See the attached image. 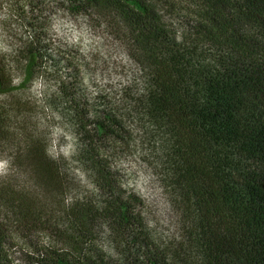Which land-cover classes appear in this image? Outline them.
<instances>
[{"label":"trees","instance_id":"obj_1","mask_svg":"<svg viewBox=\"0 0 264 264\" xmlns=\"http://www.w3.org/2000/svg\"><path fill=\"white\" fill-rule=\"evenodd\" d=\"M0 4L18 30L9 34L12 50L0 52V152L24 178L0 182V264H14L16 248L27 264H172L145 231L141 200L108 159L122 139L121 121L97 115L79 72L52 47L47 0ZM58 6L107 28L137 68L144 113L165 136L163 182L199 264H264V0ZM164 16L180 19V32ZM39 79L53 84L44 103L72 134L68 161L51 156L30 107L13 97ZM68 166L92 196L65 202ZM37 234L64 248L32 241ZM100 234L114 256L98 246ZM17 241H27L30 252Z\"/></svg>","mask_w":264,"mask_h":264},{"label":"rangeland","instance_id":"obj_2","mask_svg":"<svg viewBox=\"0 0 264 264\" xmlns=\"http://www.w3.org/2000/svg\"><path fill=\"white\" fill-rule=\"evenodd\" d=\"M148 1L161 6L166 1L175 0ZM58 2L47 0L48 12L43 13L49 22L50 42L71 62L74 66L72 71L79 72L88 104L97 111V115L111 113L121 121L122 139L115 140L113 150L107 155L112 167L122 175L127 191L141 200L142 205L137 210L146 233L155 246L169 256L172 264H199L186 245L180 211L163 182L161 165L165 160V136L144 113L142 81L137 68L125 53V47L115 40L107 28L98 27L89 19L70 16L58 6ZM164 21L172 26L174 32H180V19L164 16ZM11 31L14 36L18 33L16 25L7 17L4 5L0 4L1 53L12 50ZM50 89H53V84L48 79H39L13 97L30 107L32 122L39 136L48 141L51 156L68 161L74 151V142L64 122L44 103V95ZM3 100L5 98L0 97V102ZM7 161L6 153L0 152V182L15 179L22 184L24 178H19L16 172L12 173ZM67 169L65 202L92 196V190L81 172L73 166ZM31 240L54 249L64 248L48 234H37ZM97 244L102 251L114 256L104 235H99ZM16 245L23 252H30L27 241H17ZM13 251L14 264H27L21 251L17 248Z\"/></svg>","mask_w":264,"mask_h":264}]
</instances>
